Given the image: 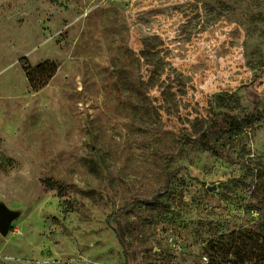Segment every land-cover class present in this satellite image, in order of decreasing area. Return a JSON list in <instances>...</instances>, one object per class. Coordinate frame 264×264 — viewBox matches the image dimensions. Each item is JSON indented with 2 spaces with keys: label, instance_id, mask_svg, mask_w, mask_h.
<instances>
[{
  "label": "rangeland",
  "instance_id": "374dc122",
  "mask_svg": "<svg viewBox=\"0 0 264 264\" xmlns=\"http://www.w3.org/2000/svg\"><path fill=\"white\" fill-rule=\"evenodd\" d=\"M0 264H264V0H0Z\"/></svg>",
  "mask_w": 264,
  "mask_h": 264
},
{
  "label": "water",
  "instance_id": "95a60500",
  "mask_svg": "<svg viewBox=\"0 0 264 264\" xmlns=\"http://www.w3.org/2000/svg\"><path fill=\"white\" fill-rule=\"evenodd\" d=\"M18 217V214L9 209L5 204H0V233L7 235L12 227L13 221Z\"/></svg>",
  "mask_w": 264,
  "mask_h": 264
}]
</instances>
